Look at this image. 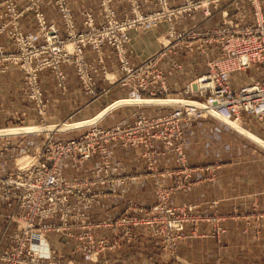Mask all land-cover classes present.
Instances as JSON below:
<instances>
[{
  "label": "built area",
  "instance_id": "built-area-1",
  "mask_svg": "<svg viewBox=\"0 0 264 264\" xmlns=\"http://www.w3.org/2000/svg\"><path fill=\"white\" fill-rule=\"evenodd\" d=\"M220 1L223 0H181L173 6L169 0H156L155 10L142 11L139 0H126L128 12L119 19L112 0H99L102 23L95 26L92 14L87 12L83 21L87 30L77 31L67 0H53L63 24L64 35L61 36L56 25L46 20L40 9V0H29L22 8L15 0H3L0 31L9 29L11 43L8 49L0 47V73L6 70L7 64L21 70L23 94L31 101V108L39 118L38 124L46 125V103L39 73L50 70L56 84L64 87V66L73 69L84 93H106L107 89L97 86L95 81V75L101 73L110 85L119 84L137 97L167 100L157 104L175 108L154 117H147L139 111L130 124L115 125L107 130L93 127L86 135L64 142H53V134L59 131H43L44 137L34 150V160L24 168L17 167L5 176L0 175V198L13 203V210L6 215V225L0 234V264H62L59 259L63 255L47 240L50 232L64 233L77 239L82 257L96 261L101 252L114 249L121 240L129 239L131 227L141 223L162 238L165 252L171 256L174 254L179 240L185 237V213L177 215L170 208L155 205L150 208V214H164L167 219L163 225H159L154 216L135 218L128 211L118 219L97 223L76 207L81 203L89 206L96 198L117 193L116 181L124 182L130 178V174L119 173L118 167L112 164L107 147L109 141L119 140L124 146H140L147 169L151 171L157 170L159 155L173 150L177 154L175 160L186 176L181 122L192 123L209 116L224 123H241L243 115L264 118V9L258 0H250L251 22L241 24L225 19L221 25L204 34L206 41L219 44L220 57L208 61L209 70L195 77L182 90V96L168 93L165 71L159 63L166 59L172 67H177L178 63L169 57V53L194 36L189 32H177L175 22L192 17L199 9H202L203 16L210 17L211 8H216ZM27 11L32 12L40 43L23 30L21 17ZM161 21L168 23L166 35H163L165 42L160 41V48L139 64H130L127 57L128 31L145 30ZM104 45L112 49L117 59L120 70L117 77H109L104 65ZM184 46L191 48L190 45ZM87 48L95 53L96 63L87 60ZM253 65L260 74L259 79L238 88L229 85L230 73L244 72ZM179 100L184 102H176ZM157 141L161 144L160 149L154 145ZM64 155L74 163L78 173L94 155L97 156V164L88 166L89 175L67 178L59 168ZM162 172V175H172L173 169L165 168ZM179 186L178 180L173 188L167 189L158 180L157 199L164 200L170 190ZM128 206L131 207L130 204ZM136 208L147 212L141 206ZM99 228L108 229L113 237H95L93 232ZM66 264L73 262L69 260Z\"/></svg>",
  "mask_w": 264,
  "mask_h": 264
},
{
  "label": "crops",
  "instance_id": "crops-1",
  "mask_svg": "<svg viewBox=\"0 0 264 264\" xmlns=\"http://www.w3.org/2000/svg\"><path fill=\"white\" fill-rule=\"evenodd\" d=\"M258 1L264 9V0ZM2 2L3 0H0V14ZM15 2L22 8L29 0ZM67 2L77 31L87 30L83 23L87 12L92 14L95 26L102 23L99 0ZM180 2L181 0H169L173 6ZM112 4L116 16L122 19L128 12L126 0H112ZM139 6L142 11H153L157 8V3L156 0H139ZM40 9L46 20L54 23L59 34L63 36V24L53 0H40ZM211 12L212 16L205 17L202 9H199L192 17L175 22L177 32H189V35L194 36L169 53V57L178 63L177 67H172L166 59L159 63L165 71L169 95L182 96V90L187 88L195 77L209 70L208 61L220 57L219 44L204 38L207 31L221 25L225 19L239 21L241 24L252 20L250 0H223L216 8H211ZM1 22L0 17V26ZM21 23L24 32L34 36V41L40 43L32 12L23 13ZM167 29L166 21L145 30L130 29L127 42L130 64L137 65L156 52ZM10 43L9 29L0 31V47L8 49ZM185 44L191 48L185 47ZM102 50L109 77H117L120 70L112 49L104 45ZM86 57L91 63L97 61L90 48L86 49ZM63 70L66 74L64 87L56 84V78L50 70L39 73V83L46 103L44 120L47 126L63 122L79 125L95 119L96 122L54 133L55 143L77 139L89 133L93 127L107 130L115 125L130 124L139 111L147 117H154L169 113L175 108L170 105L134 101L135 99L131 100L139 103H119L122 100H130L125 98L139 97L119 84L110 85L101 73L95 75V81L97 86L107 89L106 93H84L73 69L64 66ZM21 78V70L12 64H7L6 70L0 73V130L11 128V125L39 123L38 116L31 108V101L23 94ZM259 78L256 65H253L244 72L230 73L228 83L231 87L238 88ZM241 124L242 128L264 142V118L243 115ZM180 128L185 164L188 168L186 180L190 185L186 190H178L170 195L168 203L172 207L194 204L198 212L225 215V219L219 223L221 232L216 234L214 226L209 222H200L193 233L187 227L189 235L179 242L176 260L171 262L162 251L159 237L153 236L145 224L132 226L129 239L121 240L114 249L101 252L96 261L82 257L77 239L64 233L50 232L47 234V240L53 249L63 255L59 259L62 264H66L68 260L77 264H264V145L210 116L192 123L183 121ZM14 134L0 135L2 172H13L19 164L18 160L26 161V157H18L24 153H33L44 137L43 132ZM154 145L158 149L161 148L158 141ZM107 147L110 160L118 167L119 173H134L140 177H128L124 182L116 181L117 193L96 198L89 206L83 203L77 205L76 209L84 211L93 221H112L126 211L138 214L136 209L128 205L145 206L154 200L152 179L143 175L146 172V161L141 154L142 148L124 146L119 140L109 141ZM175 158L174 151H168L158 157L159 167L173 169L172 175H163L160 179L158 177L165 186L173 185L181 176L180 165ZM96 164L97 156L94 155L85 162L81 173H78L74 170V163L64 155L59 162V168L67 178H73L89 175L88 166ZM12 210L13 203L4 202L0 198V234L6 225V215ZM93 233L95 237H113L108 229H96Z\"/></svg>",
  "mask_w": 264,
  "mask_h": 264
},
{
  "label": "rangeland",
  "instance_id": "rangeland-1",
  "mask_svg": "<svg viewBox=\"0 0 264 264\" xmlns=\"http://www.w3.org/2000/svg\"><path fill=\"white\" fill-rule=\"evenodd\" d=\"M163 42H165L164 40H163ZM251 75H252V73H250ZM253 74H255V72H253ZM141 98V99H140ZM125 99H128V98H125ZM135 99H137V100H145L146 98H142V97H139V98H135ZM120 100H122V99H120ZM153 99H148V103H162V102H159L160 100H162V99H156V100H153ZM145 101H147V100H145ZM155 101H158V102H155ZM117 102V101H116ZM163 102H167V101H163ZM132 103H139V102H132ZM144 103H147V102H144ZM96 120V119H95ZM95 120H93V121H89V122H85V123H81V124H77V126H71V127H64V128H60V126H59V129L57 130V129H55V127L54 126H47V124L46 125H40V124H17V125H11L10 127L11 128H14V127H23V126H34V127H36L34 130H31V131H28V132H21V133H17V134H23V133H26V134H29V133H41V132H43V131H46V132H50V131H68V130H70V129H73V128H76V127H80V126H84V125H89V124H92V123H94V122H96ZM68 124L69 122H63V123H60V124ZM227 125H229L231 128H233L235 131H237V132H239L237 129H236V126H237V124H238V127L239 128H241L242 130H244V131H246L247 133H250V132H248L247 130H245L244 128H242L243 127V125L241 124V123H234V122H225ZM233 123L234 124H236V125H233ZM39 126V127H38ZM38 127V128H37ZM6 128H8V127H6ZM1 129H4V128H1ZM39 129V130H38ZM43 129V130H42ZM36 130V131H35ZM239 133H241L242 135H244L241 131L239 132ZM13 134V133H12ZM44 134V133H43ZM250 134H252V133H250ZM0 135H11V134H5V133H1L0 132ZM15 135V134H14ZM253 135V134H252ZM244 136H246V135H244ZM255 136V135H254ZM247 138H249L248 136H246ZM249 139H251V138H249ZM181 140H182V136H181ZM252 140V139H251ZM261 145V144H260ZM182 150H183V142H182ZM169 151H173V150H169ZM168 152V151H167ZM175 152V151H174ZM183 153H184V151H183ZM35 154V151L33 152V153H31V154H29V153H24V154H22L21 155V157H18L19 159H21V158H23V157H26L25 159H26V161H25V163L23 164V165H17L16 166V168L17 167H19V168H24L25 166H27V165H29L33 160H34V157H33V155ZM142 154V153H141ZM165 154V153H164ZM175 154H176V152H175ZM176 156H177V154H176ZM185 156V155H184ZM143 157V156H142ZM159 157V156H158ZM158 157H157V170L155 169V171H151L150 169H147V161H146V172L145 173H143V175L144 176H146V177H148L149 179H152V184H151V186H152V189H153V195H154V200H153V202L152 203H150L149 205H145V206H142V205H136V204H131V207H132V209H136L137 210V212H138V214H134L133 212H131L130 213V215L132 216V217H135V218H141V217H145L146 215H148V216H154V217H156V219H157V221L159 222V225H163L165 222H166V219H167V217H165L164 216V214H162V213H155V214H150V208L151 207H153V206H155V205H162V206H164L165 208H170V209H172L174 212H175V214H177V215H181L182 213H185L186 215L184 216L185 217V222H184V233H185V237L183 238V239H185L186 237H188V233H187V231H186V229H187V227H189L190 228V230H191V232L193 233L194 231H196V229H197V226H198V224L200 223V222H209V223H212V225L214 226V231H215V233L216 234H218V233H220L221 232V227H220V225H219V223H220V221H222L223 219H225V215H211V214H209V213H207V212H198V211H196V205H194V204H187V205H182V206H180V207H172V206H170V204L168 203V199H169V196L170 195H172L173 193H175L176 191H178V190H186L188 187H189V185H190V183L186 180V177H187V171H188V168L186 167V176H185V174L183 173V169L182 168H180V178H179V183H180V186H179V188H177L176 190L174 189L173 191H171L170 190V193L167 195V197L164 199V200H158L157 199V197H156V189H157V181L163 176L162 175V171H163V169H165V168H168V167H163V168H161V167H159L158 166ZM17 158V159H18ZM185 158V157H184ZM17 159H16V163H17ZM185 160V159H184ZM185 162H186V160H185ZM185 166H186V164H185ZM16 168H15V170H16ZM14 170V171H15ZM74 170L76 171V169H75V167H74ZM77 172V171H76ZM9 173H11V172H2V171H0V175L1 176H5V175H7V174H9ZM64 175V174H63ZM131 176V178H134V177H137V176H139V174H134V173H131L130 174ZM65 176V175H64ZM165 176H168V175H165ZM158 177H159V179H158ZM160 181V180H159ZM161 182V181H160ZM162 184V183H161ZM162 186L164 187V188H167V189H170V188H173L174 186H175V183L173 184V185H171V186H165V185H163L162 184ZM0 193H1V190H2V183L0 182ZM138 206H141V207H143L144 209H146L147 210V212H144V211H142V212H140L139 211V209L138 208H136V207H138ZM119 217H117V219H118ZM6 219V218H5ZM7 220V219H6ZM104 220H106V219H104ZM103 220H101V221H94V222H102ZM141 224H144V223H141ZM139 225V224H138ZM146 225V224H145ZM136 226V225H135ZM146 226H148V225H146ZM148 228L150 229V231H151V234L153 235V236H156V237H159V239H160V242H161V248H162V251H163V253L165 254V256L167 257V259L169 260V262H171V261H173V260H176V251H177V247H178V245H177V247L175 248V250H174V254L171 256L170 254H168L167 252H165L164 250H163V244H162V238L160 237V236H158V235H154L153 234V232H152V229L148 226ZM99 229H106V228H99ZM183 239H181V240H183ZM181 240H179V242L181 241ZM179 242H178V244H179ZM69 261V260H68ZM73 262V264H77L76 262H74V261H72Z\"/></svg>",
  "mask_w": 264,
  "mask_h": 264
},
{
  "label": "bare ground",
  "instance_id": "bare-ground-1",
  "mask_svg": "<svg viewBox=\"0 0 264 264\" xmlns=\"http://www.w3.org/2000/svg\"><path fill=\"white\" fill-rule=\"evenodd\" d=\"M128 99H130V100H122V101H119V103H131V102H133V100H131V99H135V98H128ZM141 99V98H140ZM145 100H147V101H145ZM145 100H134V101H139V102H147L148 103V99H145ZM153 101V100H152ZM163 101H165V100H160L159 102H163ZM167 101V100H166ZM168 102V101H167ZM176 102H184L183 100H179V101H176ZM234 123H239V122H234ZM233 123V125H236V124H234ZM59 126H60V128L62 127V128H64V127H71V126H77V124H71V123H66V124H57V125H55L54 127H55V129H59ZM39 127V126H38ZM37 127V128H38ZM36 127H34V126H27V127H14V128H8V129H2V130H0V132L1 133H5V134H14V133H21V132H28V131H31V130H34ZM61 128V129H62ZM236 129L240 132H242L244 135H246V136H248L249 138H251L253 141H256V142H258V143H261V144H263L264 145V142H262L260 139H258L256 136H254V135H252V134H250V133H247L246 131H244V130H242L241 128H239L238 127V124H237V126H236ZM39 130V129H38ZM43 130V129H42ZM36 131V130H35ZM18 163H19V165H23L24 163H25V161L23 162V160H18Z\"/></svg>",
  "mask_w": 264,
  "mask_h": 264
}]
</instances>
